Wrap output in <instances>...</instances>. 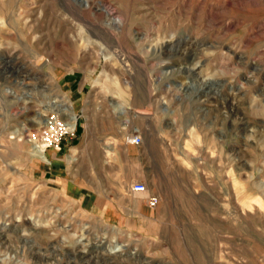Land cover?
Listing matches in <instances>:
<instances>
[{
    "label": "rangeland",
    "instance_id": "obj_1",
    "mask_svg": "<svg viewBox=\"0 0 264 264\" xmlns=\"http://www.w3.org/2000/svg\"><path fill=\"white\" fill-rule=\"evenodd\" d=\"M53 96L85 123L69 177L148 214L49 175ZM0 264H264V0H0Z\"/></svg>",
    "mask_w": 264,
    "mask_h": 264
},
{
    "label": "crops",
    "instance_id": "obj_2",
    "mask_svg": "<svg viewBox=\"0 0 264 264\" xmlns=\"http://www.w3.org/2000/svg\"><path fill=\"white\" fill-rule=\"evenodd\" d=\"M68 84V93L76 95H80L84 89L86 83L83 85L80 84V80H69L67 82ZM66 97V96H65ZM64 97V98H65ZM66 100V99H65ZM70 108V114H74L78 118L79 115L74 113V107L76 108V104L73 102H70L68 99L66 100ZM85 130V123L84 121H81V119H78L77 122V134H82ZM67 142V143H66ZM73 142V140L69 141L66 139L63 143V147L61 151H56L54 149L47 150V156L45 155V159H41L43 161H47L49 165V175L54 178L55 181L59 182L67 191L69 196L76 200L80 205L87 209L94 208L96 210V214L101 215H107V216H122L126 215V211H131L133 213H139V214H148L150 210V206L148 204V198L150 195L143 196L142 200H138L136 202L128 203L124 199H120L118 197H107L104 196L103 193L99 194L94 191H89L80 180H77L76 178L69 177V173L66 167V159L64 156L63 149L65 150L70 144ZM131 147L137 146L135 142L129 143ZM48 157V159H47ZM138 183H144V182H134L133 186ZM132 190V189H131ZM133 191V190H132ZM138 193H144V192H138ZM101 210L100 212L97 210Z\"/></svg>",
    "mask_w": 264,
    "mask_h": 264
},
{
    "label": "built area",
    "instance_id": "obj_3",
    "mask_svg": "<svg viewBox=\"0 0 264 264\" xmlns=\"http://www.w3.org/2000/svg\"><path fill=\"white\" fill-rule=\"evenodd\" d=\"M48 119V123L32 136V142L36 143L44 153L49 149L61 151L64 141L76 136L78 118L73 128H70L69 121L58 111L52 113ZM133 140L135 143H139L141 137L136 135ZM132 190L135 192H146L147 186L145 183H138L132 186ZM158 203L159 197L157 195L149 196L148 204L151 208H155Z\"/></svg>",
    "mask_w": 264,
    "mask_h": 264
},
{
    "label": "bare ground",
    "instance_id": "obj_4",
    "mask_svg": "<svg viewBox=\"0 0 264 264\" xmlns=\"http://www.w3.org/2000/svg\"><path fill=\"white\" fill-rule=\"evenodd\" d=\"M85 5H87V4H85ZM52 105L55 107L56 111L62 113L65 116V118L69 121L70 128H73L75 125V122L77 120V119H75L77 116L74 114H70V110L72 109V107L70 108V106L68 105L65 98L61 97V96H53L52 97ZM48 120H47V123H48ZM132 142H134L133 139L130 140V143H132ZM32 143H33L34 153L37 156H39L41 159L44 160L45 155H44L43 150L36 143H34V142H32ZM46 152H45V154H46ZM123 246L124 245L117 244L115 247H113V252L120 251ZM102 250L105 252H108V249L106 247H103Z\"/></svg>",
    "mask_w": 264,
    "mask_h": 264
}]
</instances>
